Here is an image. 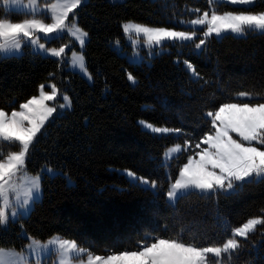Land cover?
I'll return each mask as SVG.
<instances>
[{"label":"trees","instance_id":"1","mask_svg":"<svg viewBox=\"0 0 264 264\" xmlns=\"http://www.w3.org/2000/svg\"><path fill=\"white\" fill-rule=\"evenodd\" d=\"M197 9L198 15L208 11V0H86L75 10L79 26L89 33L86 44L81 50L74 39L66 40L71 43L67 55L83 52L91 82L70 71L67 59L29 48L21 56L0 59V108L5 111L18 109L49 82L72 99L70 109L55 113L45 125L27 164L33 175L46 167L56 173L44 175L42 199L26 218L0 234V246L21 248L27 242L21 236L25 231L42 241L53 236L75 240L106 256L137 250L146 236L171 237L181 228L221 243L229 227L261 215L262 182L246 184L232 195L193 194L175 207L167 202L168 177L175 178L187 156L199 151L195 144L210 131L205 113L234 102L240 91L264 95V35L212 37L202 54L192 44H168L160 53L143 51L140 58L133 57L122 23L173 27L174 19L193 18ZM252 9L264 10V0ZM185 60L203 79L193 82ZM128 73L136 84L127 79ZM141 121L181 131L151 133ZM185 141L191 148L166 166L165 150ZM126 172L156 181L158 192L130 182ZM112 213L121 216L114 227ZM233 261L264 264V228L242 240Z\"/></svg>","mask_w":264,"mask_h":264},{"label":"snow or ice","instance_id":"2","mask_svg":"<svg viewBox=\"0 0 264 264\" xmlns=\"http://www.w3.org/2000/svg\"><path fill=\"white\" fill-rule=\"evenodd\" d=\"M85 2L86 0H54L45 4V9L40 10V13L45 14L46 10V19L50 21L46 22L45 19L35 18L38 0H28L27 4L24 0H0L5 9L24 8L27 10L26 15L33 16L22 22H12L9 18L0 17V59L12 58L25 47L35 48L36 51L52 57L64 58L68 45L59 48L46 47V43H50L52 39H61L64 35L75 37L82 49L89 33L77 23L75 10ZM208 2V11L190 21L180 22L189 24L190 31H178L175 28L134 20L122 23L121 28L129 39L136 37L134 44H139L143 38L149 50L163 48L168 44L181 46L185 42H191L200 54L204 51L202 46L206 45L207 38L213 35H264V10L255 11L251 7L257 4V0ZM227 4L242 5L245 8L218 11V7ZM199 11L196 10L197 13ZM197 31H203L198 43ZM116 43L119 45V41ZM130 62L135 63L136 60ZM183 63L193 82L203 79L194 64L187 60ZM71 64L89 81L92 80L83 52H72ZM127 79L132 84L137 82L132 73L127 74ZM45 87L41 84L38 94L19 104L18 110L14 109L9 113L0 108V142L18 146V150L10 151L6 155L0 154V229L6 230L9 223H16L19 218L30 214L42 193V175L30 174L27 164L46 123L57 113V106L50 105L49 102L57 101L59 96L63 101L58 103L60 109L72 107L71 97L61 93L55 83L48 85V91ZM205 118L210 125V131L195 144L194 147L199 151L187 156L175 178L168 177L166 197L173 207L193 194L207 198L218 194L232 195L246 184L264 183V95L240 91L234 102H225L217 109L207 111ZM140 123L151 133L181 131L156 127L144 121ZM190 148L188 141H185L184 147L173 145L168 148L163 156L165 165L179 159L180 154ZM41 172L55 175L54 170L47 167ZM127 175L130 182L144 190L158 192L156 181L136 176L133 172H128ZM258 228H264V209H261V215L247 219L241 226L229 227L228 235L221 243H209L207 241L210 238L196 233L186 234L185 229L181 228L171 237L148 235L138 245L137 250L106 256L96 255L89 249L80 247L75 240L56 236L42 243L23 232L22 236L28 243L22 246L20 252L0 247V264H28L29 257L39 259L53 254L58 256L57 264H72L73 260L79 261V264H223L224 260H231L237 254L242 240L247 241Z\"/></svg>","mask_w":264,"mask_h":264},{"label":"rangeland","instance_id":"3","mask_svg":"<svg viewBox=\"0 0 264 264\" xmlns=\"http://www.w3.org/2000/svg\"><path fill=\"white\" fill-rule=\"evenodd\" d=\"M113 1H115V2H122V1H124V0H113ZM24 2H25V4H27L28 3V0H24ZM51 2H54V0H38V5H37V14L35 15V18H37V19H45L46 20V22H50V21H48L47 19H46V10H45V14H41L40 13V10H42V9H45V4H47V3H51ZM254 6V5H253ZM253 6H251V7H253ZM245 8V6H242V5H232V4H227V5H224V6H222V7H218V11H221V12H223V11H233V10H243ZM0 9L3 11V16L2 17H6V18H9V19H11L12 20V22H22V20H24V19H31V18H33V16L32 15H26L25 14V12L27 11L26 9H24V8H19V9H5L4 8V6L2 5V4H0ZM203 13V12H202ZM201 13V14H202ZM197 15H198V13H197ZM197 15H195L193 18H187V19H184V18H178V19H174L173 21H172V23H173V27H171V28H175L176 30H178V31H190L191 30V26L189 25V24H187V23H180L181 21H184V22H187V21H190V20H192V19H195L196 17H197ZM69 20H71V15L69 16ZM77 21V20H76ZM78 23V22H77ZM197 28H201L202 26H196ZM227 34H230V33H227ZM39 35H41V36H43V34H39ZM224 35H226V34H222L220 37H217V36H215V35H213L212 37H215V38H218V39H220L221 37H223ZM231 35H234V36H237L238 37V35H235V34H231ZM203 36V31H197V37H198V39L196 40V42L198 43L199 42V38H201ZM66 37H70V38H72V39H74L77 43H78V41L75 39V37H72V36H70V35H64L63 36V38H61V39H52L51 40V42L50 43H46V47H49V48H51V47H56V48H59V47H61V46H64V45H68V47L65 49V52H66V56L64 57L65 59H67V63H68V66H67V68L70 70V71H72V72H75V73H78L79 75H81L82 77H84V78H86L84 75H82L81 74V72L78 70V68H75V67H73L72 66V64H71V53L72 52H77V53H80V52H78V51H71V53L69 54V55H67L68 54V51L70 50V46H71V43H70V41H67L66 40ZM212 37H209V38H207V40L208 39H210V38H212ZM136 40V37L135 36H133L131 39H129V37L127 36V35H125V42L131 47V49H132V51H133V57L136 59V58H140V56H141V54H142V52L143 51H145V52H147V53H154L155 51L156 52H158V53H160V52H162V50H163V48H155L154 50H149V48L144 44V41H143V38H141V40H140V43L139 44H134V41ZM41 42L42 43H45V40L44 39H41ZM79 44V43H78ZM185 44H192L191 42H185ZM193 45V44H192ZM204 46H202V48H203ZM25 48H27V47H25ZM25 48H23L22 49V51L20 52V53H18V54H16L14 57H18V56H21L23 53H24V49ZM81 48V47H80ZM30 49V51H32V52H34V53H38V54H40V55H42V56H45V57H51V58H55V59H62V58H57V57H52V56H50L49 54H46V53H44V52H38V51H36V49L35 48H29ZM83 49V48H82ZM81 49V50H82ZM194 50L196 51V52H198L199 53V50H197V49H195V47H194ZM137 54H138V56H137ZM86 63V62H85ZM246 69H248V71L247 72H251V70H252V67H251V65H250V67H249V64H247L246 63ZM87 79V78H86ZM89 82H91V81H89ZM53 82H49V83H47V84H45V90L46 91H48L49 90V88H48V85H50V84H52ZM63 94H65V93H63ZM67 95V94H66ZM50 103V105H55V106H57V112H59V113H62L63 111H65V110H68V109H70V108H67V109H60L59 107H58V103H63V101L62 100H60V98H59V96L57 97V101H54V102H49ZM15 110H18V109H15ZM179 110V109H178ZM11 112V111H10ZM9 112V113H10ZM55 114V113H54ZM53 114V115H54ZM52 118V117H51ZM50 118V119H51ZM49 119V120H50ZM47 124V123H46ZM9 145H12V144H8V143H6V142H0V154H4V155H6L8 152H10V151H14V150H18V149H12V148H10L9 147ZM175 145H181L182 147H184V145H182V144H175ZM13 146H16V145H13ZM18 147V146H17ZM170 148V147H169ZM168 149H166L165 150V152L167 151ZM141 154H143V152H144V149H141ZM164 152V153H165ZM181 155V154H180ZM163 156H164V154H163ZM164 161V160H163ZM171 162V161H170ZM169 162V163H170ZM168 163V164H169ZM54 173H56L55 171H54ZM127 173L128 172H126V175H127ZM41 175H42V179H43V177H44V175L45 174H47V175H49V176H53L52 174H49V173H47V172H41L40 173ZM127 177H128V175H127ZM129 178V177H128ZM130 179V178H129ZM42 194H43V189H42V193H41V195H40V198L38 199V201H40L41 199H42ZM215 196H218V195H215ZM167 202H168V200H167ZM169 203V202H168ZM171 205V204H170ZM29 214H27V215H25V216H23V217H21V218H26L27 216H28ZM20 219V218H19ZM110 220H111V222H112V224H111V226L112 227H114V226H117L118 225V223L121 221V216H119V215H115V214H111V218H110ZM19 221V220H18ZM137 223H139V222H135V224H137ZM10 224L11 223H9V225L7 226V228H9V226H10ZM131 225H129V227H130ZM132 226H134V224L132 225ZM7 230V229H6ZM6 230H4V229H0V234L1 233H3L4 231H6ZM23 232H25V231H22V233ZM22 233H21V236H22ZM23 237V236H22ZM53 237H56V236H53ZM53 237H50V238H48L47 240H44V241H42V240H39V241H41L42 243H46L49 239H51V238H53ZM28 243V241L26 242V243H24V245H26ZM23 245V246H24ZM0 247H3V246H0ZM3 248H5L6 250L7 249H15L17 252H20L21 251V249H22V247L21 248H18V247H3ZM57 260H58V256L57 255H55V254H53V255H51V256H48V257H40L39 259H36V258H34V257H29V259H28V264H57ZM85 260H86V258H85ZM72 264H79V261H76V260H73V262H72ZM223 264H234V261H233V257H232V259L231 260H224L223 261Z\"/></svg>","mask_w":264,"mask_h":264}]
</instances>
